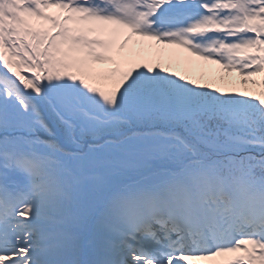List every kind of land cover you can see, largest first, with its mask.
Wrapping results in <instances>:
<instances>
[{"label":"snow or ice","instance_id":"obj_1","mask_svg":"<svg viewBox=\"0 0 264 264\" xmlns=\"http://www.w3.org/2000/svg\"><path fill=\"white\" fill-rule=\"evenodd\" d=\"M0 264H264V0H0Z\"/></svg>","mask_w":264,"mask_h":264},{"label":"rangeland","instance_id":"obj_2","mask_svg":"<svg viewBox=\"0 0 264 264\" xmlns=\"http://www.w3.org/2000/svg\"><path fill=\"white\" fill-rule=\"evenodd\" d=\"M55 11V10H53ZM170 54H173L174 57L178 58L180 62H177L176 59H174L168 66L173 71L181 72L182 74L188 76L189 78H195L200 79L203 77L206 80H211L212 75H219L222 74L223 70L219 69V66L217 65H205L203 61L197 60L196 64L191 68L188 67V64L185 62V58L189 56V52H187L184 49L176 48V49H170L168 50ZM167 63V59H166ZM108 64L100 65L101 66H107ZM196 65H199V67H196ZM111 68L116 67L114 64L108 65ZM212 82H218V81H212Z\"/></svg>","mask_w":264,"mask_h":264},{"label":"bare ground","instance_id":"obj_3","mask_svg":"<svg viewBox=\"0 0 264 264\" xmlns=\"http://www.w3.org/2000/svg\"><path fill=\"white\" fill-rule=\"evenodd\" d=\"M185 62L188 64V67H193L196 64V61L199 60L196 57H192L191 54L189 53V56L184 59Z\"/></svg>","mask_w":264,"mask_h":264}]
</instances>
